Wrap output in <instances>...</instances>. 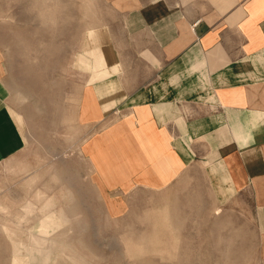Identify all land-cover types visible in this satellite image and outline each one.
Masks as SVG:
<instances>
[{"label": "crops", "instance_id": "crops-1", "mask_svg": "<svg viewBox=\"0 0 264 264\" xmlns=\"http://www.w3.org/2000/svg\"><path fill=\"white\" fill-rule=\"evenodd\" d=\"M111 2L75 60L82 155L106 212L119 218L149 194L185 211L248 203L263 229L264 0ZM11 96L0 70V162L28 144Z\"/></svg>", "mask_w": 264, "mask_h": 264}, {"label": "rangeland", "instance_id": "rangeland-1", "mask_svg": "<svg viewBox=\"0 0 264 264\" xmlns=\"http://www.w3.org/2000/svg\"><path fill=\"white\" fill-rule=\"evenodd\" d=\"M113 13L111 0H0V70L28 135L22 151L0 162V203L8 204L0 207V264L12 262L3 224L21 240L38 233L39 211L17 218L38 190L69 216L54 232L51 264H264V228L248 203L164 212L149 194L119 218L106 212L80 147L90 133L76 123L84 81L75 60L85 31Z\"/></svg>", "mask_w": 264, "mask_h": 264}, {"label": "bare ground", "instance_id": "bare-ground-1", "mask_svg": "<svg viewBox=\"0 0 264 264\" xmlns=\"http://www.w3.org/2000/svg\"><path fill=\"white\" fill-rule=\"evenodd\" d=\"M89 4V3H88ZM167 4V3H166ZM186 6V5H185ZM91 8V7H89ZM86 9V8H84ZM212 10V9H211ZM213 11V10H212ZM93 13V12H92ZM217 13V12H216ZM215 13V14H216ZM89 14V13H88ZM207 15V14H206ZM218 15V14H217ZM215 17V16H214ZM211 19V18H210ZM105 22V21H104ZM212 23V22H210ZM96 33H91L92 41L97 40ZM117 46V45H116ZM119 48V47H118ZM120 49V48H119ZM89 53H93L90 50ZM124 59V58H123ZM74 60V59H73ZM80 60V58H79ZM101 60H106V56ZM73 66V65H72ZM77 66V65H76ZM122 66V65H121ZM110 68H102L93 72L94 77H103L110 73ZM6 72V71H5ZM119 78V77H118ZM118 81V80H117ZM120 82V81H119ZM86 84V83H85ZM123 87V86H122ZM124 89V88H123ZM122 90V89H121ZM97 94V93H96ZM106 95V94H104ZM98 96V95H97ZM83 98V97H82ZM78 102V96L75 97ZM99 99V98H98ZM101 107V106H100ZM83 111V110H82ZM84 115V114H83ZM92 117V116H91ZM82 118V117H81ZM104 118V117H103ZM73 120V116L71 118ZM85 119V118H84ZM150 120V119H149ZM94 121V120H93ZM87 122V121H86ZM125 123V122H124ZM134 123V122H133ZM139 124V123H138ZM127 125V124H126ZM124 126V125H123ZM146 126V125H145ZM122 127V126H121ZM127 127V126H125ZM133 128V127H132ZM126 129V128H125ZM131 129V128H130ZM132 130V129H131ZM118 132V131H117ZM145 133V132H143ZM25 134V133H24ZM126 134V133H125ZM128 134V133H127ZM26 135V134H25ZM124 135V134H123ZM149 135V134H148ZM88 137V136H86ZM121 137V136H120ZM141 137V136H140ZM85 141V140H84ZM83 141V142H84ZM153 146V145H151ZM81 147V146H80ZM122 147V146H121ZM150 147V146H149ZM100 148V147H99ZM152 148V147H151ZM102 149V148H101ZM137 150V148H136ZM140 150V149H139ZM98 152V151H97ZM95 154V153H94ZM98 154V153H97ZM99 155V154H98ZM94 156V155H93ZM142 156V155H141ZM107 161V160H106ZM156 161V160H155ZM104 162V161H103ZM105 163V162H104ZM108 163V162H107ZM98 164V162H97ZM101 164V163H100ZM105 166V165H104ZM150 166V165H149ZM106 167V166H105ZM103 168V167H102ZM150 170V169H149ZM104 171V170H103ZM106 172V171H105ZM107 174V172H106ZM104 176V175H103ZM106 176V175H105ZM108 176V175H107ZM171 176V174H170ZM168 176V177H170ZM39 175L36 173L29 181H36ZM103 178V177H102ZM106 178V177H105ZM53 179V178H52ZM107 179V178H106ZM174 179V178H173ZM160 180V179H159ZM107 181V180H106ZM169 184V183H168ZM107 185V184H106ZM113 185V184H112ZM113 189V188H112ZM63 196V195H62ZM67 196V194L65 195ZM64 197V196H63ZM35 200H27L23 210L18 212V220L26 219L31 213L39 211L40 224L38 233H32L27 240H21L14 232L13 226L5 223L3 224L4 231L8 234L12 241V262L11 264H51L53 263V250L58 245V241L53 237L54 232L64 226L69 221L64 207L58 205V200L48 197L44 194V191L38 190L35 193ZM239 199V198H238ZM237 199V200H238ZM222 203V202H221ZM6 202L0 203L1 208H7ZM20 208V207H19ZM166 208V207H164ZM242 209V208H241ZM165 212V211H164ZM248 213V212H247ZM166 214V213H164ZM249 214V213H248ZM32 216V215H31ZM166 218H168L166 216ZM165 218V220H166ZM29 219V218H28ZM35 219V218H33ZM169 219V218H168ZM251 219V218H250ZM12 220V219H11ZM252 220V219H251ZM14 221V220H13ZM162 221V220H161ZM164 221V220H163ZM15 222V221H14ZM160 222V221H159ZM38 223V221H37ZM169 223V222H168ZM167 223V224H168ZM163 224V223H162ZM38 225V224H37ZM30 233V232H29ZM176 233V232H175ZM81 245V244H80ZM83 246V245H82ZM70 258V257H69ZM72 261V260H71Z\"/></svg>", "mask_w": 264, "mask_h": 264}]
</instances>
